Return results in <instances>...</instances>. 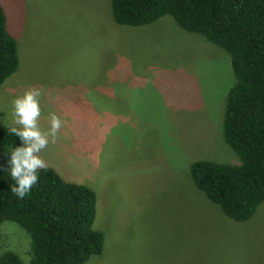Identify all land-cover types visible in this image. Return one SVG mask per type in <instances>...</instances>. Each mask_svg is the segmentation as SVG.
<instances>
[{"label":"rangeland","instance_id":"rangeland-1","mask_svg":"<svg viewBox=\"0 0 264 264\" xmlns=\"http://www.w3.org/2000/svg\"><path fill=\"white\" fill-rule=\"evenodd\" d=\"M111 1L0 0L20 59L0 87V127H20L12 101L31 88L41 131L51 113L62 121L38 155L97 195L105 244L86 264H264V203L237 222L190 174L196 161H240L223 136L230 56L170 16L118 25ZM30 247L2 224L0 254L29 260Z\"/></svg>","mask_w":264,"mask_h":264},{"label":"trees","instance_id":"trees-1","mask_svg":"<svg viewBox=\"0 0 264 264\" xmlns=\"http://www.w3.org/2000/svg\"><path fill=\"white\" fill-rule=\"evenodd\" d=\"M118 25L139 27L170 16L231 58L234 84L223 119L226 144L238 164L200 160L190 174L195 186L226 216L249 221L264 203V0H112ZM18 44L0 5V87L19 68ZM0 127V227L13 222L31 240L29 260L5 250L0 264H86L102 254L105 238L94 229L97 195L86 185L67 182L47 168L20 199L11 191L10 159L22 141Z\"/></svg>","mask_w":264,"mask_h":264},{"label":"clouds","instance_id":"clouds-1","mask_svg":"<svg viewBox=\"0 0 264 264\" xmlns=\"http://www.w3.org/2000/svg\"><path fill=\"white\" fill-rule=\"evenodd\" d=\"M41 92L37 88H31L22 96L12 101L13 123L20 127H9V131L22 141L21 147H15L11 152L10 172L11 178L16 182L11 187L12 193L23 199L30 193L32 187L38 183V170H46L47 163L38 155L51 142L55 143L58 132L62 127V121L55 114H50L49 131H41L38 120L41 108L38 97Z\"/></svg>","mask_w":264,"mask_h":264}]
</instances>
